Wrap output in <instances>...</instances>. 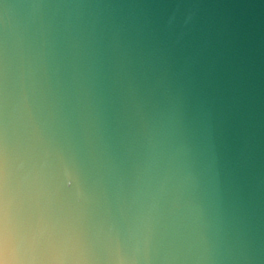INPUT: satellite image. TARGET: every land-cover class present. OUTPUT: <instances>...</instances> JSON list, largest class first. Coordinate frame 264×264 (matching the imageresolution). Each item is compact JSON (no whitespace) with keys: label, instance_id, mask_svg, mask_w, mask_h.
Wrapping results in <instances>:
<instances>
[{"label":"water","instance_id":"1","mask_svg":"<svg viewBox=\"0 0 264 264\" xmlns=\"http://www.w3.org/2000/svg\"><path fill=\"white\" fill-rule=\"evenodd\" d=\"M0 264H264V0H0Z\"/></svg>","mask_w":264,"mask_h":264}]
</instances>
